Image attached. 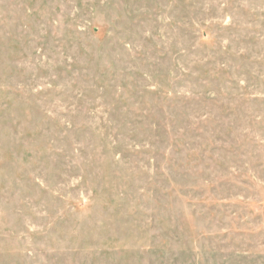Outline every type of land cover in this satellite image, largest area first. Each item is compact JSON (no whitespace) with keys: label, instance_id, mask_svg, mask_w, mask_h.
I'll return each mask as SVG.
<instances>
[{"label":"rangeland","instance_id":"1","mask_svg":"<svg viewBox=\"0 0 264 264\" xmlns=\"http://www.w3.org/2000/svg\"><path fill=\"white\" fill-rule=\"evenodd\" d=\"M0 264H264V0H0Z\"/></svg>","mask_w":264,"mask_h":264}]
</instances>
